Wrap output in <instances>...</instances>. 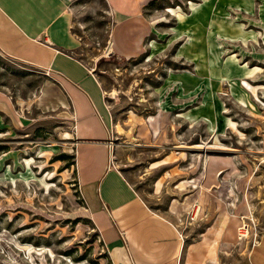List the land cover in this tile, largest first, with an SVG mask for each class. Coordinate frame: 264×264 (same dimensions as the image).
<instances>
[{
    "label": "rangeland",
    "instance_id": "374dc122",
    "mask_svg": "<svg viewBox=\"0 0 264 264\" xmlns=\"http://www.w3.org/2000/svg\"><path fill=\"white\" fill-rule=\"evenodd\" d=\"M63 2L111 163L177 230L182 264H231L264 227V0ZM133 15L149 30L125 57L112 34ZM44 72L0 51V264H116L79 190L68 95Z\"/></svg>",
    "mask_w": 264,
    "mask_h": 264
},
{
    "label": "crops",
    "instance_id": "0c3cea01",
    "mask_svg": "<svg viewBox=\"0 0 264 264\" xmlns=\"http://www.w3.org/2000/svg\"><path fill=\"white\" fill-rule=\"evenodd\" d=\"M121 21L112 40L118 44L121 37L133 46H117L127 57L149 29L140 16ZM73 44L63 0H0V51L41 68L68 95L79 190L110 257L116 264H182L184 244L177 230L111 163L103 91L91 71L71 54ZM231 264H264V227Z\"/></svg>",
    "mask_w": 264,
    "mask_h": 264
},
{
    "label": "bare ground",
    "instance_id": "6f19581e",
    "mask_svg": "<svg viewBox=\"0 0 264 264\" xmlns=\"http://www.w3.org/2000/svg\"><path fill=\"white\" fill-rule=\"evenodd\" d=\"M238 230H239L240 236H243L245 234L246 229L244 227H240Z\"/></svg>",
    "mask_w": 264,
    "mask_h": 264
},
{
    "label": "built area",
    "instance_id": "2783aa9c",
    "mask_svg": "<svg viewBox=\"0 0 264 264\" xmlns=\"http://www.w3.org/2000/svg\"><path fill=\"white\" fill-rule=\"evenodd\" d=\"M45 73H46V72H45ZM254 243H255V239L253 240L252 244H254ZM252 244H251V245H252Z\"/></svg>",
    "mask_w": 264,
    "mask_h": 264
}]
</instances>
